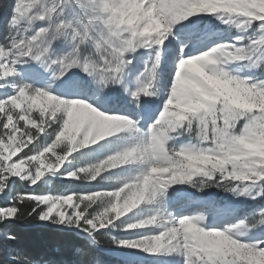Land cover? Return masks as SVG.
Wrapping results in <instances>:
<instances>
[{
  "label": "snow or ice",
  "instance_id": "obj_1",
  "mask_svg": "<svg viewBox=\"0 0 264 264\" xmlns=\"http://www.w3.org/2000/svg\"><path fill=\"white\" fill-rule=\"evenodd\" d=\"M0 198V264H264V0H0Z\"/></svg>",
  "mask_w": 264,
  "mask_h": 264
},
{
  "label": "trees",
  "instance_id": "obj_2",
  "mask_svg": "<svg viewBox=\"0 0 264 264\" xmlns=\"http://www.w3.org/2000/svg\"><path fill=\"white\" fill-rule=\"evenodd\" d=\"M39 189V193L41 194H58L59 191L63 190H76L80 192H88L91 190H95L96 185L94 182H86V181H76V182H68L65 181L64 185L58 186L55 180L52 184L47 185L45 187L35 186ZM101 187V186H100ZM13 192L17 194H35L34 188H27V187H19L16 186ZM195 194V193H194ZM221 197L223 194H219ZM4 200L0 199V204H3ZM31 202H26L24 205H21L27 212L30 209ZM96 207V205L94 206ZM19 215V213H17ZM258 218V216H257ZM20 236L21 243L19 247L22 251H24L27 255L32 256L33 258H38L41 255L40 249L46 248L51 250L52 247L56 246L61 242V238L58 234H56L50 228H41V227H34L29 228L26 227V222H20L17 224L14 229ZM2 234V232H0ZM118 235H127L126 233H119ZM102 244L104 247H109V238L102 237ZM25 245H29L31 247H26ZM133 261V264H164L163 258H156L146 256L140 252L128 253ZM102 259H108L107 257H101Z\"/></svg>",
  "mask_w": 264,
  "mask_h": 264
},
{
  "label": "rangeland",
  "instance_id": "obj_3",
  "mask_svg": "<svg viewBox=\"0 0 264 264\" xmlns=\"http://www.w3.org/2000/svg\"><path fill=\"white\" fill-rule=\"evenodd\" d=\"M241 72H246V69H239ZM24 151H27V149H24ZM18 155H23V152H21V153H19ZM17 157H13V159H16ZM55 180V179H54ZM19 185V187H27V188H34L33 186H31V185H29V184H27L26 182H18L15 186H14V188H16V186H18ZM108 186H109V182H105L104 183V185H102L101 186V189L102 190H106L107 188H108ZM14 188H13V190H14ZM14 193H16V192H14ZM0 199H3V198H0ZM95 206V205H94ZM93 206V207H94Z\"/></svg>",
  "mask_w": 264,
  "mask_h": 264
}]
</instances>
